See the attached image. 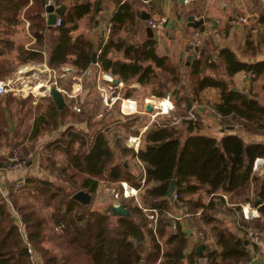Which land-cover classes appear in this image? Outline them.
<instances>
[{
	"label": "trees",
	"instance_id": "1",
	"mask_svg": "<svg viewBox=\"0 0 264 264\" xmlns=\"http://www.w3.org/2000/svg\"><path fill=\"white\" fill-rule=\"evenodd\" d=\"M143 1L150 0H114L116 9L110 18L111 34L103 47L99 45V54L84 36L73 39L69 35L78 28L83 17L92 18L97 14L99 0L94 3L54 0L56 6H66L59 28L46 25L45 0H0V37L3 29L19 25L22 16L35 41L32 50L22 47L17 50L19 64L45 62L49 68L69 64L84 72L92 65V55H96L100 71L116 77L130 90L132 84L147 87L158 83L151 95L159 99L178 86L181 75L186 73L193 83L194 100L204 90L218 89L219 100L211 105L213 112L223 120L239 124V129L245 132L262 133L264 104L250 93L233 91L229 82L239 72L253 79L264 76V60L241 62L225 48L217 49L216 59L199 51L198 58L187 61L184 72L179 63L160 55L156 41L147 36L148 23L139 19L135 10ZM256 22L263 30L256 36V47H251L253 54L260 49L259 45H264V12ZM202 30L200 27L198 31ZM251 45L253 41L248 38L246 47ZM43 50L45 58L40 53ZM112 52L122 53L123 59H113L110 57ZM6 64L0 53V80L14 71L7 69ZM217 74L222 76L221 80L215 78ZM129 89L123 99L130 97ZM28 100L33 98L15 99L8 95L4 101L0 100V143L10 137L15 146L20 144V137L35 143L41 133L54 132L61 125L65 109L58 110L50 98L45 110L34 117L30 126L22 131L18 126L8 131L5 109L12 103L23 105ZM118 116L112 125L97 129L81 120L76 124L85 122L86 131L68 127L39 148L43 156L46 154L45 158L41 154L38 156L39 166L47 169L56 178L55 182L61 184L41 179L24 180V191L52 208L51 230L59 229L63 240L60 255L44 246L48 236L46 218L29 204H20L15 199L9 201L12 190L6 196L0 192V264H33L26 243L30 244L41 264L249 263L248 246L251 244L239 234L247 227L264 234V174L252 170L256 159H264V144H248L234 134L217 140L200 134V128L197 129L192 121L181 130L176 121L169 119L154 120L140 136L136 126L139 116L120 113ZM117 130L125 132L124 143L113 134ZM135 137H140L137 150L126 144L128 138ZM57 153L64 156L61 165L55 159ZM172 180H175V190L170 200L166 193ZM100 182L126 183L137 190L144 189L139 195L140 204H122L129 215L115 217L90 209V205L72 198L76 192L84 191L90 195L91 202ZM199 193L209 197L207 203L201 195L189 197ZM223 195L229 196L231 208L225 206ZM247 204L257 210V218L243 219L242 207ZM148 216L157 218L153 228ZM219 216L230 217L233 229L226 224H215L220 223ZM183 217H188L191 226L190 222H193L211 228L213 243L206 245L201 255L196 251L201 241L190 246ZM253 248L254 251L259 249L254 245Z\"/></svg>",
	"mask_w": 264,
	"mask_h": 264
},
{
	"label": "crops",
	"instance_id": "2",
	"mask_svg": "<svg viewBox=\"0 0 264 264\" xmlns=\"http://www.w3.org/2000/svg\"><path fill=\"white\" fill-rule=\"evenodd\" d=\"M87 1L94 3L96 0ZM99 1L101 4L97 14L92 18L90 16L83 17L78 22V28L75 31L70 32L69 34L73 39L79 35L84 36L85 39H87L92 44L93 49L94 51H96V53L99 49L100 41L102 39L101 31L99 30V21L110 19L116 9L114 0ZM135 10L136 13H140V16H149V20L146 21L147 23L148 21L165 19V23L161 31H152V38L156 41L157 44V52L160 55L168 56L174 63H179L184 72L187 71V66L185 65L187 62V57H194L192 50L188 47V42L196 33L200 34L201 36L199 51L204 52L208 57L211 56L212 58L216 59L217 49L225 48L231 50L241 62L254 63L264 60V45H259L260 49L254 54L251 53V51L253 50V48L251 47H256L257 45L256 36L261 34L263 30L262 26L259 25L256 20L257 17L264 12V0H193L190 3H185L184 0H182V2H180V0H150L141 2V5ZM140 16L137 17L141 19ZM189 16H193L196 20L201 18L209 19V22H204L200 26L203 29L200 32L198 31L200 27L198 29H193L188 26L187 18ZM236 17L246 18L247 23L242 26L236 25L235 23H233V20ZM147 28L148 25L146 26L145 30ZM120 36L123 37L124 34H121ZM248 38L253 41L254 45H251L249 48L246 47V40ZM0 41L1 58L7 61V69L14 70L5 79L0 81L3 82L6 79H11L9 81H13L17 88L19 87V85L23 84V81L20 80L19 77H21V71L27 67H34V70L38 71L35 74L38 73L39 75H44V77L46 76L47 79L50 80L55 73L59 80L67 79L71 81V90L67 92L62 88L59 89L65 91L69 95H72L73 98L71 99L73 100H77L83 94L84 86L86 85V83L90 84L91 78L95 80L94 82L97 91H99V94L101 88H104L105 85L108 84L107 82L109 81V79H111L112 83L118 88L123 85L116 77L101 72L98 64H92L90 68L84 72L78 71L75 67H72L69 64L61 66L60 68H49L45 62H30L23 65L19 64L17 50L20 47L25 50H32L31 47L33 46L35 41L28 32V22L24 20L22 16L20 17L19 25L2 30ZM40 53L45 58V50L41 51ZM110 57L119 60L123 59L122 53L112 52L110 54ZM210 76L214 77V74H211ZM114 79H117V82H115ZM229 86L233 91H236L238 93L252 94L260 103L264 104V76L253 79L248 74L239 72L230 79ZM30 90L28 88L27 90H24V92H21V94L8 92L5 95L0 96V100L4 101L7 94L15 99H26L27 96H31L29 94H33L32 89ZM202 93L203 91L200 93V95ZM38 94L43 93L39 92ZM41 96L42 99L47 98L43 97V95ZM218 100L219 94L215 98L214 103L218 102ZM117 101L120 100L117 98L115 102ZM129 102L131 104V110L128 113L131 114L136 111L137 107L131 100H125L123 102V106L124 104L128 106ZM146 103H151V105L155 106V109L162 110L164 112L172 108V105L165 100L154 101L146 99ZM192 108L194 109V106ZM210 108L213 111L212 106H210ZM5 111L6 112L4 117L7 120L9 126L8 131L15 130L17 124L10 121L9 111L7 108L5 109ZM201 111H203L202 106L198 105L196 116L200 117ZM216 116L218 120L219 116ZM203 121L204 119L201 120L202 125L198 131L200 134L216 138L217 140H220L224 135L234 134L240 137L245 143L264 144V130L259 134H251L245 132L244 130L236 128L235 125L222 126L219 127L218 130H216L212 126L208 125V122H205L203 125ZM17 122L18 127H21L22 122H20L19 119H17ZM152 122L148 123L147 126L142 127L143 129L140 130V136L149 129ZM79 125L80 126H76V128L86 131L85 122H82ZM28 126L30 125L27 123L26 128ZM41 137L43 136H40L38 139L41 140ZM11 139L12 138L10 137L7 142L8 144ZM36 143L37 141L35 142V144ZM21 144L24 143H20V145ZM9 149L10 147L8 145L5 146L4 154ZM263 169L264 165L260 168V171L258 173H262ZM28 178L48 180L50 182L56 181V178L51 176L47 169L39 166L38 155L35 162L31 163L28 168L20 171H7L5 169L4 156L0 157V185L3 186L5 196L8 194L9 190L13 189L17 181L26 180ZM189 197L195 198L197 196L192 195ZM222 197L225 200V206L227 208H231L230 204L228 203L229 196L223 195ZM122 198H125L124 194H122ZM98 199H100V197H98ZM202 200L204 203H207L209 197L202 198ZM243 207L245 210L253 214L252 218H257L259 216L257 210L253 207L247 205H243ZM224 219L228 224V222L230 221V217H225ZM182 221L184 231L186 232L188 239L190 240V242H193L194 240V242H196L197 232L194 230L195 227L189 225L188 217H183ZM260 249L263 250L261 255L254 251L253 245L248 246V251L251 254V261L249 262L250 264H264V247H259L258 250Z\"/></svg>",
	"mask_w": 264,
	"mask_h": 264
},
{
	"label": "rangeland",
	"instance_id": "3",
	"mask_svg": "<svg viewBox=\"0 0 264 264\" xmlns=\"http://www.w3.org/2000/svg\"><path fill=\"white\" fill-rule=\"evenodd\" d=\"M35 68H24V70L21 71V79L23 80V84L19 85L21 89L23 88L24 90H27L29 88L32 89L33 94H29L33 97V100H28L25 102L23 105L20 104H15L12 103L10 108L8 109L9 111V117L11 119V122L16 123L18 126L17 119L22 122L21 127H17L23 130L26 128L27 123L31 125L33 123L34 117L41 113L42 111L45 110V108L48 105V102L50 97L48 96V92L46 91V87L49 86L50 82L52 80L47 79V77L44 75H39L37 70H34ZM208 73V72H206ZM6 78V77H5ZM4 78V79H5ZM216 79H222V76L220 74H217L215 76ZM11 79H6L3 82L4 83H9V87L13 88L16 87L13 81H9ZM95 80L91 78L90 84L86 83L84 86L83 94L77 99H65V117L63 121L61 122V125L59 128L50 133L43 132L41 133L40 136L41 140H37V143L35 144L34 142L28 141L27 138L20 137L19 138V143H24V144H16L12 145L14 141L11 139V143H7L8 141H3L0 143V146H9L10 149L12 148H17L20 152L21 156H25L28 153H33L35 156H40L42 151L39 149L40 147L45 146L48 142L54 140L55 137H57L58 133L61 131L67 129L68 127L71 126H80L79 124H76L77 122L84 120L90 125L91 127H94V129L97 128H102L105 126H110L112 125L113 121H117L119 116L118 113L121 115H133L134 116H139L138 121L136 122V126L139 130H142V125H146L153 120L157 121H163V120H174L178 124V127L183 130L185 128V124L188 121H192V123H195L197 125V129L201 128V120L204 119L203 125L205 122H208V125L212 126L216 130L219 129V127L226 126V125H235L236 128H240L241 126L239 124H233L232 121H226L222 119L217 120V116L214 114V112L211 110L210 106L214 103L215 98L219 94L218 89H207L203 91L199 97H195V100L192 95L191 87L193 86V83L190 81V79L187 77L186 73H183L181 75V82L179 83L178 86H175V88L171 89L168 94L162 99H159L155 96L151 95V90L152 89H157L158 88V83L153 84L152 86H147V87H141L140 85L137 84H132L129 87H124L123 85L120 88H115L113 92H115V95L120 101L115 102L112 106L107 107L102 98L101 95L99 94V91H97L96 85H95ZM56 85L58 88H62L66 90L67 92L71 90V81L67 79H62L59 80V78L56 79ZM230 84V82H229ZM25 85V86H24ZM41 86V87H39ZM36 87L39 88L38 91L36 90ZM41 88V89H40ZM127 89H129L130 92V97L123 99V95L126 93ZM173 90L172 94L171 91ZM31 91V90H30ZM46 91V92H45ZM43 93V94H38V93ZM114 94V93H113ZM5 95V94H4ZM9 94H7L8 96ZM43 97H47L45 99H42ZM3 96V95H2ZM6 96V97H7ZM28 97V96H27ZM192 98L193 103L192 107L194 106V109H190V111L186 110V103H185V98ZM146 99L154 100V101H160V100H165L166 102H169L172 105V108L167 111H162L154 108L150 113H147L145 111V105ZM121 100H131L134 102L136 105L137 109L134 113L132 114H123L120 111V103ZM159 103V102H158ZM201 105L203 111L200 113V119L196 117L197 113V106ZM131 104L129 102L128 106L124 104L123 108L126 111L131 110ZM73 107L78 108L80 111L77 112L73 110ZM36 108V109H35ZM129 109V110H128ZM126 113V112H125ZM101 115V116H100ZM125 120V119H124ZM151 125V124H150ZM114 128L115 126H111ZM150 128V127H149ZM114 135L118 136V138L123 142L126 139L125 132L122 130H117ZM125 142V141H124ZM123 142V143H124ZM41 151V152H40ZM44 155V154H43ZM41 155V156H43ZM116 155L118 153L116 152ZM55 159L59 161V164L61 165V162H64V156L60 154H55ZM46 157L43 156V158ZM128 161V160H127ZM129 165L132 166V162H129ZM58 185L61 184V182H55ZM126 184V183H125ZM100 187L97 189L96 194L93 196L91 202L88 204L90 205V209L97 210L100 212H106L110 209L111 206L115 204H124V203H130V204H140V196L144 189L137 190V193L135 192H128L127 189H135L126 184V195L125 198H122V194L124 193L123 186L117 185V184H109L107 182H100ZM130 190V189H129ZM114 192V193H113ZM116 194V197L114 196ZM201 195V198H205L204 194H196V196L199 197ZM100 197V199H98ZM196 198V197H195ZM17 200L20 204H29L30 206H33L43 217L46 218L48 222L47 226V240L44 242V246L51 250L53 253L56 255H60L62 252L63 248V240L61 238V233L59 229H54L51 230V222H50V215L52 212V208L46 206L45 204L42 203L41 200L35 199L32 195H28L24 190L15 189L13 187L12 191L10 192L9 195V201L12 200ZM93 203V204H92ZM242 216V214H241ZM220 218V223H215L217 225L224 226L225 224L228 225L230 229H233L232 226V221H229L228 224L225 223L224 216H219ZM244 219V218H243ZM152 221V220H151ZM157 221V218H156ZM239 221V220H238ZM196 222V221H195ZM18 223V222H17ZM193 224L192 226L195 227V231L197 232V240L196 242H190V246L193 247L198 241H201L200 245H203L205 249L206 245H212L213 243V238L210 234L211 228L209 225H202L200 223H197V225L193 222H190V224ZM21 231L22 228L20 227ZM241 235V234H240ZM264 235V234H263ZM199 246V245H198ZM197 246V247H198ZM196 247V248H197ZM202 250V252H203ZM256 252L261 255L263 250H256ZM35 253V252H34ZM33 264H41V261L37 258L35 254V259L32 261ZM203 263V261H201Z\"/></svg>",
	"mask_w": 264,
	"mask_h": 264
},
{
	"label": "built area",
	"instance_id": "4",
	"mask_svg": "<svg viewBox=\"0 0 264 264\" xmlns=\"http://www.w3.org/2000/svg\"><path fill=\"white\" fill-rule=\"evenodd\" d=\"M191 1H193V0H184L185 3H190ZM48 6H52L53 8L58 7L55 5L54 0H45V3H44L45 10ZM43 16H44L45 21H46V19H47L46 12L43 13ZM164 23H165V19H160L157 21H148V27H150L152 29V31H161L163 29ZM233 23H235L238 26H242V25H245L247 23V19L241 18V17H236L233 20ZM61 24H62L61 17H57L53 27L59 28L61 26ZM111 28H112V25L110 23V19L99 21V30L101 31V35H102V39L100 41V48L103 47L105 45V43L109 40V37L111 34ZM200 43H201V36L198 33H196L188 42V47L192 50L195 58H198L200 55L199 50H198L200 48ZM100 48L97 51V54L100 53ZM19 78H20V80H22L21 79L22 77H19ZM56 78H57V76L54 73L52 78H51L52 81L50 82L49 86L46 87L47 92L52 85H54L56 88H58L56 85V82H55ZM107 83L108 84L105 85L104 88H101L100 95H101V98H102L104 104L107 107H110L115 103V100L117 99V97L114 96L115 92H113V90L115 88H118V87L112 83L111 79H109V81ZM59 90L62 92V95L64 96L65 99L66 98L67 99L73 98L72 95L67 94L65 91H63L61 89H59ZM8 92L21 94V92H24V89L23 88L21 89V87L10 88L9 83H4V82L0 81V96L6 94ZM124 101L125 100H121V103H120V111L122 113H123L122 105H123ZM151 106L154 108V105H151ZM73 110H75L77 112L80 111L78 108H75V107H73ZM123 114H125V113H123ZM218 119H221V118L218 117ZM139 143H140V137L128 138L126 140L127 146L132 147L135 150L138 149ZM1 156H4V164H5V169L7 171H20V170L26 169V168H28V166L31 163L35 162V160L37 159V156L33 155V153H28L25 156H21L20 152L17 148L9 149L4 154L3 146H0V157ZM263 165H264V159H256L254 164H253V168H252L253 172H259L260 168ZM140 183L143 184L144 180L141 179ZM23 185H24V180H20V181H17L15 183L14 188L19 189V190H24ZM121 185L123 186L124 193H125L126 192L125 186H127V185L125 183H121ZM129 189H130V191H134L135 193H137V189H131V188H129ZM0 192L3 195H5L2 185H0ZM114 196L116 197V194ZM124 196H127V195L124 194ZM175 197L176 196H174V198ZM247 206H249V205L247 204ZM242 216L245 220H249L253 217V214L250 213L249 211L246 212L244 207H242ZM148 218L150 220H152V225H150V226L153 228L155 226V223H156V216H154V217L148 216ZM19 226L21 227L20 224H19ZM173 228H174V226H173ZM240 237H245L247 242L251 245H254V246H257L260 248L264 247V235L262 233H259L256 230L252 229L251 227L244 228V231L241 233ZM26 247H27V252L30 256V259L33 261L35 259V253L32 250L30 244L26 243ZM238 264H250V263H238Z\"/></svg>",
	"mask_w": 264,
	"mask_h": 264
},
{
	"label": "water",
	"instance_id": "5",
	"mask_svg": "<svg viewBox=\"0 0 264 264\" xmlns=\"http://www.w3.org/2000/svg\"><path fill=\"white\" fill-rule=\"evenodd\" d=\"M180 2H182V0H180ZM65 11H66V6L65 5H62V6H59L57 8H53L52 6H48L45 10L46 14H47V19H46V25L49 27V28H52L54 26V23H55V20L57 17H62L64 14H65ZM137 16H140V13L137 12L136 13ZM141 19L147 21L149 20V16L148 15H145V16H140ZM187 22H188V26L193 28V29H198L204 22H209V19H204V18H201V19H198L196 20L193 16H189L187 18ZM146 33H147V36L149 38H152L153 37V33H152V30L151 28H147L146 29ZM190 57H187V61H189ZM91 60H92V64L95 65L96 64V55H92L91 57ZM188 64V62L186 63V65ZM115 82H117V79H114ZM48 96L51 98V100L53 101V103L56 105V108L58 110H62L66 103H65V99H64V96L62 95V92L56 88L54 85H52L49 90H48ZM185 103H186V110L187 111H190L191 107H192V103L190 101V99L187 97L185 98ZM145 111L147 113H150L152 111V106L151 104L147 103L145 105ZM262 173L264 174V169L262 170ZM174 190H175V180H172L170 185H169V188L167 190V193H166V196L168 199L172 200L173 199V193H174ZM72 198L76 201H78L79 203L81 204H84V205H88L90 203V195L87 194L86 192L84 191H78L76 192ZM108 215H112V216H126V215H129L128 211L121 205V204H115L113 206L110 207V209L106 212H104ZM204 246L203 245H199L197 248H196V251L199 255L202 254V250H203Z\"/></svg>",
	"mask_w": 264,
	"mask_h": 264
},
{
	"label": "bare ground",
	"instance_id": "6",
	"mask_svg": "<svg viewBox=\"0 0 264 264\" xmlns=\"http://www.w3.org/2000/svg\"><path fill=\"white\" fill-rule=\"evenodd\" d=\"M38 90H39V88L36 87V90H35V91H38ZM149 104H151V103H149ZM128 110H129V109H128ZM122 111H123V113L126 112L125 114H129L127 110L125 111V110L123 109V105H122ZM131 114H132V113H131ZM126 188H127V187H126ZM127 190H128V192H130V193L134 192V191H130L129 189H127ZM125 195H126V192H125ZM246 212H247V210H246Z\"/></svg>",
	"mask_w": 264,
	"mask_h": 264
}]
</instances>
